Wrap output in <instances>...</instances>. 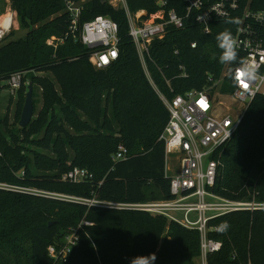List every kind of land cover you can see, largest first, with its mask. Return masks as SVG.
<instances>
[{"label":"trees","instance_id":"1","mask_svg":"<svg viewBox=\"0 0 264 264\" xmlns=\"http://www.w3.org/2000/svg\"><path fill=\"white\" fill-rule=\"evenodd\" d=\"M6 1L0 0V16ZM156 2L127 0L131 14L145 11L144 19L158 10ZM10 4L26 34L13 40L11 32L0 45V82L15 73H50L59 90L48 79L30 75L42 87L46 116L17 129L0 120L4 128H0V182L77 198L96 195L130 203L170 199L165 145L160 139L169 112L145 75L128 35L126 11L107 0L88 3L82 23L107 16L119 26V58L96 69L90 51L68 34L69 16L62 0H10ZM252 6L264 9V0H254ZM167 9L185 11L182 0H169ZM226 21L213 22L212 33L204 35L189 19L185 29L170 27L164 40L154 42L149 68L162 94L173 98L202 90L209 77L214 81L222 77L226 64L219 62L222 50L216 36L233 32V22ZM48 40L54 45L49 46ZM194 42L196 48L191 47ZM219 90L231 94V83L225 81ZM17 114H22L20 106ZM120 146L129 156L115 161ZM215 156L222 163L217 194L264 204V97L252 101L239 129ZM75 167L87 169L93 180L63 182L61 176ZM83 220L93 226L80 231L78 245L65 260L52 259L48 247L61 249L69 229ZM224 221L230 225L226 233H210L222 249L210 255L209 264H264V208L233 212L209 225L215 229ZM151 253L157 256L156 264H196L200 234L146 213L88 208L0 189V264H130L131 258Z\"/></svg>","mask_w":264,"mask_h":264},{"label":"built area","instance_id":"2","mask_svg":"<svg viewBox=\"0 0 264 264\" xmlns=\"http://www.w3.org/2000/svg\"><path fill=\"white\" fill-rule=\"evenodd\" d=\"M114 8L126 11L129 31L141 65L151 86L157 92L169 112V121L160 139L165 145L166 175L170 178L171 198L146 202H118L92 198H77L49 192L23 185L0 182V189L6 192L28 194L47 199H59L81 203L88 208L98 207L116 211H134L160 217L169 223H177L186 229L200 234V255L196 264H209V257L222 249V243L210 238L217 231L210 222L227 214L240 211H255L264 204L238 202L224 198L215 192L219 179L221 161L216 152L239 129L245 112L257 96L264 97V9H255L254 0H182L185 11L179 14L175 9L168 10L169 0H157L158 10L147 16L145 11L131 14L127 0H107ZM256 1V0H255ZM90 0H62L64 11L69 16V33L90 51V62L96 69L109 67L119 58V26L107 16H96L84 23L81 18ZM193 20L204 35L212 33L211 25L217 20L234 21L233 32L236 40L237 60L232 68L226 64L222 77L213 80L202 90H192L170 98L162 94L152 79L149 64L154 42L165 39L170 27L185 29L186 21ZM17 24V13L11 8L0 16V45ZM53 46L54 42L50 41ZM197 43L191 47L196 48ZM178 54V52H176ZM252 64L258 72L254 83L242 82L245 95L238 94L232 76L240 62ZM182 76L186 77L184 67ZM24 73H15L7 81V86L18 90ZM225 81L232 86L230 96L241 104L239 114H224L219 111L220 87ZM168 85L170 81L167 80ZM215 90V92H213ZM128 151L120 146L114 160H125ZM174 157L175 165L167 170L168 160ZM171 175L170 172L174 171ZM63 182L81 184L93 180V175L84 168L75 167L61 176ZM93 226L83 220L77 227L69 229L61 249L48 247L49 256L58 261L65 260L80 241V231Z\"/></svg>","mask_w":264,"mask_h":264},{"label":"rangeland","instance_id":"3","mask_svg":"<svg viewBox=\"0 0 264 264\" xmlns=\"http://www.w3.org/2000/svg\"><path fill=\"white\" fill-rule=\"evenodd\" d=\"M109 1L114 2V4L117 5L116 7H118L119 4H117L114 0H109ZM6 3H7V6L3 14L7 13L11 8L10 0H7ZM12 32H15V34L13 35L14 37L12 38L13 40H17L21 37H24L26 34L25 31L20 30V24L18 22V19H17V24L15 25V28L13 29ZM50 41L52 40H48L47 44L49 46H52L50 44ZM59 43H62V41H60ZM56 48L57 46H55V49ZM30 75H33V74H29V76H27V74H24L22 85L16 91H12L7 86V81L0 82V88H2L1 93H0V120L7 122V124L9 125L15 124L16 126L15 129H17L18 127L21 128L20 121H21L22 114L18 115L17 109L20 106L21 111H23V107L25 105V100H26V94L28 93V86L30 83H33V89H34V92H33L34 116L31 122L39 119L41 116L45 117L46 111L48 109V106L46 105V101H44V98H43L42 87L38 85L37 81L33 80V78H29ZM33 77L46 78L55 85L57 90H59V86L54 80V77L52 76V74L38 73V74H34ZM219 100L221 102L219 106L220 112H223L224 114H230V113L239 114L240 113L242 109L241 104L234 101L230 96L223 94L220 96ZM0 128L4 131V128L2 126H0ZM29 135L31 136V134ZM42 137H43V133L38 135L37 139H40ZM33 150L45 153L42 149H39L35 146H33ZM44 155H47V154H44ZM48 157L52 158L53 156L49 155ZM174 165H175V159L174 157H171L167 162V170L170 169L171 167L173 168ZM174 172L175 170L170 172V174L173 175Z\"/></svg>","mask_w":264,"mask_h":264},{"label":"clouds","instance_id":"4","mask_svg":"<svg viewBox=\"0 0 264 264\" xmlns=\"http://www.w3.org/2000/svg\"><path fill=\"white\" fill-rule=\"evenodd\" d=\"M234 21L227 20L226 23H232ZM217 46L222 50V54L219 57L221 64L233 63L237 60L236 40L230 31L225 30L216 36ZM258 72L254 65L246 64L243 61L240 62V66L236 69L235 74L232 76L234 87L237 89L238 94L245 95L244 89H242V82L254 83L257 80ZM230 228L227 221L220 223L216 230L219 233H226ZM157 256L155 253H151L145 256H136L130 259V264H156Z\"/></svg>","mask_w":264,"mask_h":264},{"label":"water","instance_id":"5","mask_svg":"<svg viewBox=\"0 0 264 264\" xmlns=\"http://www.w3.org/2000/svg\"><path fill=\"white\" fill-rule=\"evenodd\" d=\"M33 84L30 83L28 86V93L26 94L25 105L23 107L20 126L25 128L31 123V120L34 116V104H33Z\"/></svg>","mask_w":264,"mask_h":264}]
</instances>
